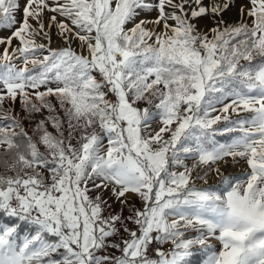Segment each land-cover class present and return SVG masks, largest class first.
<instances>
[{
    "label": "snow or ice",
    "instance_id": "snow-or-ice-1",
    "mask_svg": "<svg viewBox=\"0 0 264 264\" xmlns=\"http://www.w3.org/2000/svg\"><path fill=\"white\" fill-rule=\"evenodd\" d=\"M0 264H264V0H0Z\"/></svg>",
    "mask_w": 264,
    "mask_h": 264
},
{
    "label": "rangeland",
    "instance_id": "rangeland-1",
    "mask_svg": "<svg viewBox=\"0 0 264 264\" xmlns=\"http://www.w3.org/2000/svg\"><path fill=\"white\" fill-rule=\"evenodd\" d=\"M235 15H236V9L234 8L233 11L231 13H229V18H234ZM228 171L232 172V173H238L240 171V166L229 167ZM208 183H210V184L215 183V178L210 176L208 179ZM213 243H215V241H213Z\"/></svg>",
    "mask_w": 264,
    "mask_h": 264
},
{
    "label": "bare ground",
    "instance_id": "bare-ground-1",
    "mask_svg": "<svg viewBox=\"0 0 264 264\" xmlns=\"http://www.w3.org/2000/svg\"><path fill=\"white\" fill-rule=\"evenodd\" d=\"M6 34V33H5Z\"/></svg>",
    "mask_w": 264,
    "mask_h": 264
}]
</instances>
